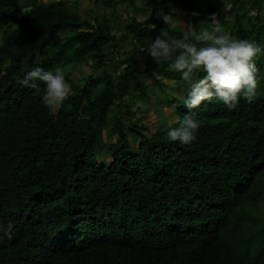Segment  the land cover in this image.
Instances as JSON below:
<instances>
[{
  "label": "trees",
  "instance_id": "obj_1",
  "mask_svg": "<svg viewBox=\"0 0 264 264\" xmlns=\"http://www.w3.org/2000/svg\"><path fill=\"white\" fill-rule=\"evenodd\" d=\"M194 1L95 0L104 12L83 17L78 0H0V264H264V0L212 8L262 49L255 99L231 110L186 108L180 73L146 54L184 39L159 14ZM35 66L71 86L55 112L43 82H18ZM139 100L169 113L135 123ZM185 115L200 125L181 144L166 132Z\"/></svg>",
  "mask_w": 264,
  "mask_h": 264
},
{
  "label": "clouds",
  "instance_id": "obj_2",
  "mask_svg": "<svg viewBox=\"0 0 264 264\" xmlns=\"http://www.w3.org/2000/svg\"><path fill=\"white\" fill-rule=\"evenodd\" d=\"M215 2L208 6L203 26L190 23L182 40L157 35L148 42L145 50L153 62H167L169 69L180 73L181 79L187 84L183 103L188 109H195L202 101H210L215 97L231 110L240 99L252 102L257 95L254 57L262 49L256 41L238 38L226 31L231 23L221 24L217 14L212 13ZM192 15L198 13L193 12ZM159 18L170 28L176 27L175 17L171 13L161 12ZM18 82L29 88L36 87L37 82H43L45 90L40 99L53 112L60 108L71 92V86L59 68L35 66L27 70ZM199 125L200 121L193 115H185L178 126L168 128L166 134L173 141L187 144L197 138Z\"/></svg>",
  "mask_w": 264,
  "mask_h": 264
},
{
  "label": "rangeland",
  "instance_id": "obj_3",
  "mask_svg": "<svg viewBox=\"0 0 264 264\" xmlns=\"http://www.w3.org/2000/svg\"><path fill=\"white\" fill-rule=\"evenodd\" d=\"M48 0H41V2H46ZM49 1H56V0H49ZM216 0H195L193 2V8H188L186 9H182V8H174V10L179 12V16L175 17V22H176V27L175 28H171L173 31H178V30H185L187 32L188 30V25L191 23L194 26L198 25L199 26H203V23L206 20V17L208 15V6L212 3L215 2ZM79 2V8L80 11L83 15V17L85 16H92L94 13L96 12H104L105 8L102 7H96L95 6V0H78ZM122 7V6H121ZM140 10H136L134 9L132 6H127L125 9H123L120 12V16L122 19H128L130 17H135L136 14H138V17L141 19H145L147 18L150 14L151 11H144L143 12H139ZM196 12L198 13V15L193 16L192 13ZM261 15L264 16V6L263 8L260 10L259 12ZM230 26V25H228ZM2 33L0 32V41L2 40ZM112 68H114V65L111 66ZM86 68V67H85ZM75 79L78 78V75L75 74ZM163 96L161 95H157L155 97L151 98V103L153 102H161L163 100ZM143 106V102L141 100H139L137 102V104L134 105V109H135V114L133 115L132 121L133 122H137L139 124H146L148 127H153L155 125H157L159 123V113H163L166 114L169 113V111L167 109L164 110V108H161V110H155L153 108H149L148 110H139L138 108H142ZM165 115V116H166ZM126 122H129V119H126ZM154 129V128H153ZM116 136V135H115ZM136 144L137 143H132V145H134V147L136 148Z\"/></svg>",
  "mask_w": 264,
  "mask_h": 264
}]
</instances>
